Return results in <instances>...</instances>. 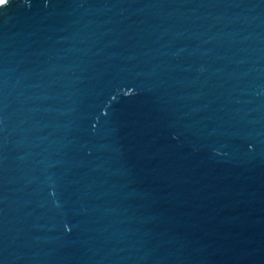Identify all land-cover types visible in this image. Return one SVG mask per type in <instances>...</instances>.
Returning a JSON list of instances; mask_svg holds the SVG:
<instances>
[{"label": "water", "instance_id": "1", "mask_svg": "<svg viewBox=\"0 0 264 264\" xmlns=\"http://www.w3.org/2000/svg\"><path fill=\"white\" fill-rule=\"evenodd\" d=\"M0 264H264V0H0Z\"/></svg>", "mask_w": 264, "mask_h": 264}, {"label": "snow or ice", "instance_id": "2", "mask_svg": "<svg viewBox=\"0 0 264 264\" xmlns=\"http://www.w3.org/2000/svg\"><path fill=\"white\" fill-rule=\"evenodd\" d=\"M8 2V0H3V3H7Z\"/></svg>", "mask_w": 264, "mask_h": 264}]
</instances>
